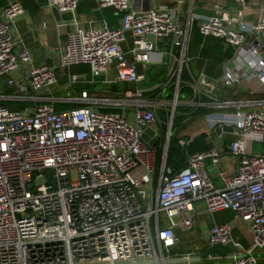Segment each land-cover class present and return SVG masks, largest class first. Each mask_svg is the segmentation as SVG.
I'll list each match as a JSON object with an SVG mask.
<instances>
[{"label":"built area","instance_id":"1","mask_svg":"<svg viewBox=\"0 0 264 264\" xmlns=\"http://www.w3.org/2000/svg\"><path fill=\"white\" fill-rule=\"evenodd\" d=\"M81 1L46 0L69 16L70 31L57 60L39 65L12 33L23 0L0 7V78L28 68L24 80L7 79L14 94L0 96V264H167L164 252L178 242L175 229L197 226L196 202L212 221L232 212L250 236L244 247L234 239L232 223L213 221L209 247L229 246L235 264H257L255 252L264 249V152L254 153L256 145H264V16L249 23L236 8L218 4L208 16L181 18L178 8L152 6V0H92L98 9L119 14V26L85 28L77 19ZM246 2L236 0L238 6ZM195 22L202 38L220 40L233 57L220 77L203 70L184 82ZM162 40L176 52L169 54L165 82L145 92L139 66L163 64L157 51ZM77 66H87L91 80L70 71ZM101 77L103 84L131 87L118 94L75 89L99 85ZM244 80L256 81L263 94L218 97V91ZM181 85L192 91L196 107L209 111L208 131L231 136L228 153L237 168L232 175L220 173V186L205 165L219 163L217 147L187 154L178 170L166 167ZM52 86L65 97L53 95ZM1 100L23 106L10 110ZM57 104L73 107L57 110ZM160 112L168 131L162 144ZM147 129L155 132L150 145L142 141Z\"/></svg>","mask_w":264,"mask_h":264},{"label":"crops","instance_id":"2","mask_svg":"<svg viewBox=\"0 0 264 264\" xmlns=\"http://www.w3.org/2000/svg\"><path fill=\"white\" fill-rule=\"evenodd\" d=\"M10 1L14 0H0V7L5 6ZM159 1L160 0H152L151 5H166L178 8L177 3L175 2L173 5H168L163 4ZM248 1L249 0H247V2ZM200 2L208 1H198L194 3ZM224 2L228 6H231V8H236L237 11L241 13L246 22H253L252 10H247L246 4L244 6H238L236 0H224ZM23 8V14L15 20L12 26L13 36L19 42L20 47L25 48L30 52L33 65H39L42 63L52 64L57 60L60 49L66 43L67 34L70 31L69 16L66 14L61 15L55 10L49 8L46 0H23ZM187 14V12L185 13L183 11L181 5L180 17L185 18ZM77 19L85 28L88 26H99L102 23H106L110 28H116L119 26L120 15L111 9H98L92 0H82L77 8ZM197 26L198 25L195 22L190 33L187 50V57L189 59V62L187 65L184 64L183 66L182 79L186 80L184 82L191 80V78H196L203 70L206 75L211 78L220 77L224 72L226 64L229 63L233 57L232 48L224 46L218 39L202 38L197 32ZM128 44L126 46H128ZM157 51L163 54L164 62L162 65H152L146 66L144 68L143 66H139V70L143 71L145 75V81L140 85L141 89L145 92L149 91L150 89L158 90L160 86L165 82L168 68L170 66L169 54L170 52H176V49L171 46L168 40H162L158 43ZM149 67H157L159 69V73L165 76L164 81L161 85H158L156 87H143L147 80L146 69ZM27 71L28 68L26 66L22 69L12 72L10 76L0 78V80L3 79V84H0V96H12L14 94V91L11 88L7 87V79L12 78L15 80H21L25 77ZM110 76L112 77L113 74H110ZM104 79V77L98 78V81L101 82L99 84H103L102 82L104 81ZM249 86L250 89L248 91H244V89ZM126 87L128 88L131 86L122 85L120 83H113L108 88L110 92L107 91L106 93L118 94ZM235 87V90L225 88L218 91V97L221 99H246L248 97H251V95L259 97L261 94H263V88L259 86L256 81L244 80ZM180 101L182 102V105H180V107L178 108L180 112H177V115H179L182 119V126H179L178 133L175 135V146L178 147L181 152L186 155V160V148L188 145L182 146L181 144L183 140H185L184 142L190 141L191 143L194 138L198 137L201 134H205V142L209 144L210 147L213 146L222 150L221 158L218 164L213 165L210 161H207L205 164L207 173L211 176L215 184L217 186H220L222 185L221 179L219 177L220 173H224L225 175H232L236 172L237 168V160L231 157L228 153L231 136L224 135V137L218 138L217 133L208 131L204 117L205 114L209 111L206 108L196 107L194 105L196 100H194L193 97H184ZM1 103L6 105L7 107L14 108H22L23 106L21 103L13 102L11 100H1ZM184 109H186V112H183ZM199 111L201 113L198 117L193 119L190 118V112H192L191 114H193L194 112ZM197 119L204 120L206 130H196L194 128H189ZM161 123L164 124L163 122ZM161 125L159 127L160 129ZM188 128L189 130H187ZM186 130L187 132H185L184 137H182V139L178 138L180 134ZM161 133L162 132L160 131V136ZM157 141V143L162 144L160 137ZM174 170L178 169L174 167ZM204 208L205 206L201 202H196L193 204V213L195 215L197 226L191 230L186 231H183L180 228H176L175 234L177 236L178 242L175 246L170 248L168 252H164L165 256L170 260L180 259L184 257L200 259L194 263L179 264H235L232 258L233 249L231 247H209L208 235L212 226V222L214 221L217 224L226 222L232 223L233 237L244 247L248 246L250 241L248 232L235 220L232 212L225 211L216 214L214 215L212 221V219L205 213ZM255 255L257 256V264H264V249L256 251Z\"/></svg>","mask_w":264,"mask_h":264},{"label":"rangeland","instance_id":"3","mask_svg":"<svg viewBox=\"0 0 264 264\" xmlns=\"http://www.w3.org/2000/svg\"><path fill=\"white\" fill-rule=\"evenodd\" d=\"M159 2L163 3V4H168V5H173L174 2H172L171 0H160ZM220 4V5H224L228 8H231V6H228L226 3L224 4V2L222 0L219 1H213V2H200V3H193L192 5H189L188 3H183L182 4V9L183 11L186 13H191L194 14L195 16H208L210 15L215 7ZM246 7L247 10H252V14H253V22L258 18V16L262 15L264 16V0H249L248 2H246ZM252 23V22H251ZM72 73H76V74H80L82 76H86V78L88 80H91V77L88 73V68L85 66H77V67H73L70 70ZM146 75H147V80L145 82V84L143 85V87H156L158 85H161L164 81V75L159 73V69L157 67H149L146 69ZM167 79V76H166ZM165 79V80H166ZM96 82H99L98 79L96 80ZM0 84H3V79L0 80ZM110 85L107 84H99V85H82L79 87H75V89H81V88H86L88 90H95L96 92H99V94H101L102 92H107L110 90L108 89ZM94 88V89H93ZM250 89V86L245 88L244 91H248ZM50 91H52L53 95L59 96L61 98L65 97V92L64 90H61L60 92L56 91L55 87L52 86L50 87ZM172 99L169 100L167 103L169 105L172 104ZM177 106L176 107H180V105H182V102L179 101V99H177ZM58 108H63V109H67V108H71L73 107L70 104H57L56 105ZM169 109H172V105L168 107ZM178 110V108H176ZM162 112H160L157 116V118L159 119V122H163L161 120L162 116L161 115ZM177 114V113H176ZM165 125V122H163ZM163 125V124H162ZM189 128H194L196 130H206V126L204 124V120L202 119H197L193 122V124L191 125V127ZM189 128L187 130H189ZM162 129V128H161ZM160 129V131H161ZM186 131H183L180 136L178 138L182 139V137H184V134ZM168 132V131H166ZM172 132L170 131V134ZM155 135V132L151 129H147L144 131L143 135H142V141L145 144L150 145L149 140L152 136ZM167 134L165 133L164 138H162V143H164V141L166 140ZM175 135V133L171 134L170 137H173ZM171 140V139H170ZM185 140H183L184 142ZM170 143V142H169ZM170 145V144H169ZM169 149V148H168ZM180 150V149H179ZM183 151V149H182ZM264 152V145H256L254 147V153H261Z\"/></svg>","mask_w":264,"mask_h":264},{"label":"trees","instance_id":"4","mask_svg":"<svg viewBox=\"0 0 264 264\" xmlns=\"http://www.w3.org/2000/svg\"><path fill=\"white\" fill-rule=\"evenodd\" d=\"M198 32V31H197ZM183 78V73H182V77H181V80ZM183 81H186V80H183ZM172 94H173V90L171 89L169 95H168V100H171L172 99ZM184 97H188V98H191L192 97V91L184 86V85H181L180 86V89H179V92H178V99L181 100L182 98ZM57 110L60 109V107L58 108L57 106L55 107ZM8 109L10 110H17V109H20V108H14V107H8ZM183 110V109H182ZM205 111V110H204ZM177 112H180L179 110H176V113ZM183 112H186V109H184ZM200 111L199 112H194L191 116V118H196L200 115ZM162 118L161 120L163 122H166V116L164 114V112L161 113ZM181 117L177 114L174 115V118L172 120V127H171V134L175 133V135L178 133V128L179 126H182L181 124ZM161 141H162V138H164V135L166 133V125H161ZM175 135L173 137H170V145H169V149H168V153H167V159H166V167L167 168H171V169H174V167L176 169H179L181 167H184L186 165V160H185V154H183L181 152V150H179L178 147L175 146ZM206 140V135L205 134H201L199 135L198 137L194 138L193 141L188 144L187 148H186V153L187 154H191V153H195V152H202V151H206L207 149L210 148V145L207 144L205 142ZM160 142V141H159ZM160 159H161V151L159 150L158 151V154H157V160L160 162ZM158 177V171L156 172L155 174V177H154V187H156V179Z\"/></svg>","mask_w":264,"mask_h":264},{"label":"water","instance_id":"5","mask_svg":"<svg viewBox=\"0 0 264 264\" xmlns=\"http://www.w3.org/2000/svg\"><path fill=\"white\" fill-rule=\"evenodd\" d=\"M172 2L177 3L178 5V9H181V5L185 2H188L190 5H192L194 2H198V1H215V0H171ZM228 88H230L231 90H235L236 87L235 86H229ZM217 133H219V130H217ZM255 257H257L256 255H254ZM200 259L197 258H180V259H174V260H167L166 263L167 264H179V263H194L197 262Z\"/></svg>","mask_w":264,"mask_h":264}]
</instances>
